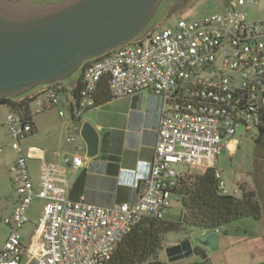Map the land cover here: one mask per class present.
<instances>
[{
	"label": "built area",
	"instance_id": "built-area-1",
	"mask_svg": "<svg viewBox=\"0 0 264 264\" xmlns=\"http://www.w3.org/2000/svg\"><path fill=\"white\" fill-rule=\"evenodd\" d=\"M262 1L227 0V12L180 18L174 27L139 35L83 63V86L73 106L78 119L95 104L104 78L113 96L152 89L165 101L151 172L133 203L102 206L84 196L69 197L70 172L85 162L79 135L68 137L74 151L62 163L42 160L36 183L22 145L32 124L22 114L8 112L5 124L16 152L11 170L20 200L5 220L11 232L0 251V264H107L143 217H165L171 189L183 174L214 168L220 191L229 193L217 167L219 155L239 128L249 132L264 117V18L251 19L247 12L250 4ZM64 85L35 87L31 97L37 111L58 105ZM177 164L185 169L177 170ZM35 197L45 203L26 244L22 228Z\"/></svg>",
	"mask_w": 264,
	"mask_h": 264
},
{
	"label": "water",
	"instance_id": "water-1",
	"mask_svg": "<svg viewBox=\"0 0 264 264\" xmlns=\"http://www.w3.org/2000/svg\"><path fill=\"white\" fill-rule=\"evenodd\" d=\"M162 0H0V98L69 79L83 63L133 41ZM81 119V118H80ZM85 161L99 153L100 133L85 120ZM219 229H203L165 250L170 262L220 246ZM158 253L153 256L154 260Z\"/></svg>",
	"mask_w": 264,
	"mask_h": 264
},
{
	"label": "crops",
	"instance_id": "crops-1",
	"mask_svg": "<svg viewBox=\"0 0 264 264\" xmlns=\"http://www.w3.org/2000/svg\"><path fill=\"white\" fill-rule=\"evenodd\" d=\"M225 3L228 11L227 0ZM79 77L80 75H74L64 81L68 90L61 94L60 102L55 107L41 112L37 111L35 103L31 107L35 130L33 134L25 137L27 139L22 141V145L29 155V165L34 181L38 183L40 180L42 160L62 163L66 155L74 151V143L68 141V137L79 135L82 122L89 120L100 133L99 153L95 158L85 161L82 167L70 172L69 197L79 199L84 196L88 202L102 206H117L125 202L133 203L138 199V193L151 172V163L155 155L158 129L165 101L162 95L154 90L142 89L128 96H112L101 105L86 110L81 119H78L73 115L75 95L72 91ZM36 90L35 88L25 93L24 96H31ZM60 111H64V115H61ZM79 143L81 153L85 156L86 144L81 138H79ZM2 152H4V148ZM10 152L13 155L10 164V171L12 172L11 167L16 152L13 148L10 149ZM40 154L42 158L39 157ZM177 170L182 171L184 169ZM11 181L14 193L8 196L11 197L12 204L9 212L2 214L4 221L13 213L20 200V194L14 184V173ZM228 192L231 193L229 190ZM35 199L43 200L35 197L28 207L29 221L22 228L23 241L26 244L31 241L43 212L44 204L41 209L33 208L32 204ZM261 200L264 203L262 197ZM171 207L172 200L165 215L168 220H170L168 216L171 213ZM258 220H262L264 228V210L262 217ZM6 224L9 231L7 237L0 243V251L11 232V226ZM193 234L195 233L191 235ZM224 237L228 236L225 234ZM179 241L180 238L171 240L164 245L162 251H165L166 246L176 244ZM225 244L227 245L226 241H224ZM205 250L208 253V261L205 264H214L212 262L213 253L208 249ZM249 251L255 256V251ZM198 258L201 259L197 254L176 262L188 264L198 262ZM25 259L27 260V256ZM160 262L168 264L170 261L167 256V259ZM237 264H241V262Z\"/></svg>",
	"mask_w": 264,
	"mask_h": 264
},
{
	"label": "rangeland",
	"instance_id": "rangeland-1",
	"mask_svg": "<svg viewBox=\"0 0 264 264\" xmlns=\"http://www.w3.org/2000/svg\"><path fill=\"white\" fill-rule=\"evenodd\" d=\"M37 2L54 1V0H32ZM174 7H177L175 10ZM179 8V9H178ZM227 6L225 0H190L185 5L179 6L178 0H165L159 8L157 14L139 34L147 35L156 28L174 27L180 18L193 20L204 15L213 14L216 12H226ZM247 12L251 19L264 18V0L258 5L250 4L247 7ZM138 35V36H139ZM82 67V66H81ZM79 68L74 75H81L82 68ZM70 77V78H71ZM68 79L64 80L67 81ZM9 112L5 105L0 106V144L4 148V152H0V243L7 237L9 227L5 223L3 213H8L12 204V199L9 194L14 193L11 177L13 173L10 171V164L13 158L10 149L13 145V139L9 134V129L5 124V118ZM257 128L246 132L245 128H239L237 133L226 141L227 146L219 155L217 167L223 172L227 183V188L231 193L240 195L242 193V185L247 188H256L261 194V186L257 173L253 179L254 169V151L255 144L252 135L258 133ZM25 138L23 142L26 140ZM176 169H185V166L177 164ZM172 207L171 213L168 216L170 220H178L179 213L183 208L182 202L175 196H171ZM44 201L35 199L33 208L41 209ZM221 236L220 246L217 251L212 252L214 264H264V228L262 220H257L251 217H245L235 221L229 225L220 228ZM226 236L228 237H224ZM192 236L191 232L171 231L165 235L164 244L171 240ZM226 241L227 245H224ZM168 246L165 247V249ZM161 249L158 253V260L164 261L167 259L166 250ZM255 251V256L249 251ZM199 261L202 259L198 258Z\"/></svg>",
	"mask_w": 264,
	"mask_h": 264
},
{
	"label": "trees",
	"instance_id": "trees-1",
	"mask_svg": "<svg viewBox=\"0 0 264 264\" xmlns=\"http://www.w3.org/2000/svg\"><path fill=\"white\" fill-rule=\"evenodd\" d=\"M159 29L158 27L152 32ZM81 68L83 70L84 66L82 65ZM82 86L83 77L81 74L72 91L75 98H78ZM64 90L67 91L66 85H64ZM24 95L1 97L0 106L5 105L9 111L22 114L24 119L32 124L30 135L35 130L31 116V107L35 103V97ZM112 96L108 80L104 78L96 90L95 104L90 108L101 105ZM257 129L261 135L264 134V117ZM241 187L240 195L222 193L214 168L200 173L179 176L176 185L171 189V196H177L182 202L180 218L174 221L165 217L161 219L143 217L118 244L107 264H164L158 259L154 260L153 256L164 248L165 235L171 231L183 230L192 234L205 228L220 229L245 217L260 219L263 215L264 203L259 191L256 188H247L245 185ZM196 252L202 261L188 264H205L208 261L206 250L196 246ZM168 264L183 263L169 262Z\"/></svg>",
	"mask_w": 264,
	"mask_h": 264
},
{
	"label": "flooded vegetation",
	"instance_id": "flooded-vegetation-1",
	"mask_svg": "<svg viewBox=\"0 0 264 264\" xmlns=\"http://www.w3.org/2000/svg\"><path fill=\"white\" fill-rule=\"evenodd\" d=\"M165 0H162V3L160 4L159 8L163 5ZM190 0H178L179 6L185 5ZM158 8V10H159ZM176 10L177 7H174ZM179 9V8H178ZM157 10V12H158ZM156 12V14H157ZM155 14V15H156ZM249 133V132H248ZM253 142L255 144V151H254V169L252 171L253 173V179L255 173L258 175V179L260 182V188H261V194L264 195V134L261 135L259 132L252 135ZM203 249V248H202ZM201 251V249H200Z\"/></svg>",
	"mask_w": 264,
	"mask_h": 264
}]
</instances>
